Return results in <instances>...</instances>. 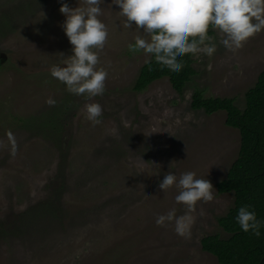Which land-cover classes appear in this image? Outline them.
Returning <instances> with one entry per match:
<instances>
[{
  "label": "rangeland",
  "instance_id": "rangeland-1",
  "mask_svg": "<svg viewBox=\"0 0 264 264\" xmlns=\"http://www.w3.org/2000/svg\"><path fill=\"white\" fill-rule=\"evenodd\" d=\"M177 0H0V264H220L219 194L240 150L226 113L264 69V0H224L196 75L134 91Z\"/></svg>",
  "mask_w": 264,
  "mask_h": 264
},
{
  "label": "trees",
  "instance_id": "trees-1",
  "mask_svg": "<svg viewBox=\"0 0 264 264\" xmlns=\"http://www.w3.org/2000/svg\"><path fill=\"white\" fill-rule=\"evenodd\" d=\"M223 3L177 0L166 24L154 32L155 46L147 48L151 59L141 68L134 91L143 92L152 83L167 78L182 94L196 70L191 55L180 48V43H202L204 35H209L208 29L217 24L214 7ZM245 98L246 107L241 110L233 99L206 98L199 90L192 97L194 110L207 115L224 112L226 125L240 133L237 159L227 177L217 184L219 194L234 195L233 207L218 219L230 237L208 235L201 240L202 249L220 264H264V69Z\"/></svg>",
  "mask_w": 264,
  "mask_h": 264
},
{
  "label": "water",
  "instance_id": "water-1",
  "mask_svg": "<svg viewBox=\"0 0 264 264\" xmlns=\"http://www.w3.org/2000/svg\"><path fill=\"white\" fill-rule=\"evenodd\" d=\"M211 2H213V0H210ZM213 4V3H212ZM215 11H216V8L214 7V15H215ZM215 17V16H214ZM202 21V20H201ZM212 22V21H211Z\"/></svg>",
  "mask_w": 264,
  "mask_h": 264
},
{
  "label": "flooded vegetation",
  "instance_id": "flooded-vegetation-1",
  "mask_svg": "<svg viewBox=\"0 0 264 264\" xmlns=\"http://www.w3.org/2000/svg\"><path fill=\"white\" fill-rule=\"evenodd\" d=\"M216 8V7H215ZM215 14H216V11H215ZM214 20H215V18H214ZM212 21V20H211Z\"/></svg>",
  "mask_w": 264,
  "mask_h": 264
}]
</instances>
